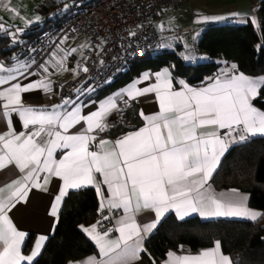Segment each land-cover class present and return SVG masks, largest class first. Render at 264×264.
Segmentation results:
<instances>
[{
	"label": "snow or ice",
	"instance_id": "6c2138e0",
	"mask_svg": "<svg viewBox=\"0 0 264 264\" xmlns=\"http://www.w3.org/2000/svg\"><path fill=\"white\" fill-rule=\"evenodd\" d=\"M0 29L8 31L2 23ZM21 31L17 28L8 35L15 40ZM60 51L59 57L54 54L51 67L68 71L67 60L78 50ZM39 67L41 73L51 75L49 63ZM231 68V72L220 73L211 84L199 89L183 80L178 81L179 88H174L171 73L165 69L154 74L151 85L139 88L137 81L117 96L92 101L95 109L65 99L49 110L25 106L22 94L35 90L49 93L53 90L51 82L41 78L22 85L20 76L28 79L37 73L28 65L0 64V86L8 85L0 88V121L5 124L0 132V172L5 176L15 174L14 179L0 184V264H31L39 253L40 245L29 256L22 253L25 233L17 230L9 213L26 201L33 189L46 191L53 177L62 182L51 208L53 217L58 218L70 189L86 186L95 188L99 211L108 210L104 221L111 222L113 212H119L111 229L100 230L102 221L83 229L98 246L101 257H92L86 264H136L140 254L147 251L145 239L169 211L179 220L192 214L256 220L260 214L248 208L247 196L235 189L231 194H216L208 186L231 142L264 136V111L252 104L264 90V78L248 77L235 65ZM77 69L88 71L79 63L72 71ZM149 79L152 77L148 74L142 77L144 81ZM149 93L155 94L159 111L145 115L141 110L143 127L115 142H97L99 133L107 130V116L121 111L119 101L127 106L130 100ZM84 107L89 108L86 113ZM13 114L25 131H16ZM77 125L82 129L70 132ZM57 151L61 152L60 159H56ZM144 210L154 213V218L142 224L137 216ZM113 231L118 235L110 238ZM168 257V264H232L221 252L219 242L200 255L169 253Z\"/></svg>",
	"mask_w": 264,
	"mask_h": 264
},
{
	"label": "trees",
	"instance_id": "16d2710c",
	"mask_svg": "<svg viewBox=\"0 0 264 264\" xmlns=\"http://www.w3.org/2000/svg\"><path fill=\"white\" fill-rule=\"evenodd\" d=\"M44 9L50 10L51 7L41 10ZM259 14V27L250 22L205 25L195 52L205 55L206 60L187 63L178 49L146 54L131 62L101 90L100 95L135 80L146 70L156 71L163 67H171L175 79H183L192 86L214 80L220 75L223 65L230 63L236 64L237 70L243 74L264 77V2ZM40 26L31 27L24 37L34 36ZM8 31L0 29V62L6 64L12 62L16 48V42L6 35ZM254 105L264 111V90L254 100ZM122 120L120 126L108 130L109 135L118 136L143 124L134 104L123 114ZM213 184L217 189L233 188L249 193L250 206L261 211L260 217L255 221L229 218L202 221L197 216L179 220L170 214L147 239V251L142 252V256L150 264H162L171 250L184 247L198 252L213 247L216 242L221 243L223 252L230 255L233 264H264V136L232 146L213 177ZM99 208L94 188L69 192L54 233L42 254L31 264H68L95 253L94 243L81 226L97 221ZM33 242L34 235H31L26 241L25 253L30 251Z\"/></svg>",
	"mask_w": 264,
	"mask_h": 264
},
{
	"label": "crops",
	"instance_id": "0c3cea01",
	"mask_svg": "<svg viewBox=\"0 0 264 264\" xmlns=\"http://www.w3.org/2000/svg\"><path fill=\"white\" fill-rule=\"evenodd\" d=\"M66 1L68 0H0V22L6 26L7 30H9L8 33L14 32L17 28L21 29L22 30L21 33L17 35L24 37L27 35L31 27L42 25L45 22H47L51 13L55 10L54 7L61 5V4L63 5ZM263 2L264 0H184L181 7L173 11H164L159 15L158 25L163 35V49H168V50L178 49L179 50L178 53L181 56H183L184 58L190 57L194 60V62H197L199 60H202V61L206 60L207 57L205 55L197 54L195 52L198 39L201 37L204 31L205 25H208L211 23L221 24V23H226V22L235 23V24H245V23L250 22L254 24L256 27H259L260 26L259 10ZM43 7H51V9L41 10ZM17 12L19 13V15H16ZM88 45L89 43L87 39L85 38H77L70 42L62 41L61 43H59L57 47L54 49V51L51 53V55L48 57V59L44 62V63L46 62L49 63V71L51 75H46V74L41 73L40 67H39L40 65L38 67H35L33 63L27 60L12 61L9 64L0 62V64H4L5 66H9V67L28 65L29 70H34L37 73V74L31 75L30 77H28V79H25L23 76H20L19 81L21 82L22 85L28 84L30 81H37L41 78H45L49 82H51L53 85V90L49 93H45L42 90H35L29 93L22 94V102L25 106H30V107L37 108V109H49L50 110L54 106L61 105L58 103L59 89L66 81L77 77L78 69L76 72H73L72 69L85 56V51L88 48ZM72 48H75L78 51L77 53L73 54L72 56L68 58L67 60L68 71H61V70L54 69L51 67L54 54L56 57H59L60 55H62V52L60 51L61 49L70 50ZM232 65L236 66V64L234 63L224 64L222 69L220 70L221 71L220 73L224 71L231 72ZM165 69H167L171 73L174 88H179L180 85L178 84V81L183 80V79H180V78L175 79L172 68L163 67L156 71L146 70L141 74V76H139L135 80L119 88H116L115 90H112L106 94H103V95H100V92L102 89L96 90L86 85L77 92L76 97L72 100V102H75L79 105H89L91 106V108L95 109L96 105L91 104L92 101H103L106 98L117 96L119 93L126 91L127 88L131 87L132 84L137 81L139 82L136 84V86L139 88H144L145 86L151 85L152 83H154V74L160 73L164 71ZM236 69H237V66H236ZM144 74L150 75L152 79H149L147 81L142 80V77ZM117 76L118 75H116L109 82V84L112 83L116 79ZM248 77H251V76H248ZM252 78H264V77H252ZM183 81L187 83L185 80ZM212 81L206 84H203V85H199V86H192L189 83L187 84L190 87L199 89V88H203L211 84ZM7 87H8L7 84L0 86V88H7ZM254 100L252 101L253 106H255ZM132 102L134 105L138 107L139 113L142 110L145 115H148V114H154L159 111L158 101L154 93H149L144 96L137 97V99ZM120 103L121 101H119V104ZM255 107L258 110L263 111L257 106ZM88 110H89L88 107L83 108V111L85 113ZM109 116L110 115H108L107 118ZM13 126L15 127L17 132L25 131L22 127V123L16 118L15 114H13ZM143 126H144V120H143V124L140 127H143ZM82 127H83L82 125H77L75 128L71 129L70 132L74 133L78 129H82ZM138 128L128 130L125 133L118 135V136H111L108 134V130H106L104 132L99 133V135L97 136V142L100 139H107V140L115 142L117 139L121 138L124 134L134 131ZM4 130H5V124L3 123V121H0V132ZM223 131L224 130H221V134H223ZM258 137H262V136L261 135L250 136L245 141L253 139V138H258ZM232 146L233 144L230 143L227 148V151L220 158V162L215 172L212 174L211 178L208 181V186H210L211 190L214 191L216 194H222V193L231 194L233 190V188L217 189L213 184V177L218 171L226 153ZM91 147L94 149L95 145ZM55 156H56V159H60L61 152L57 151ZM14 178H15V174L9 173L8 176H5L3 172H0V184L8 183ZM61 188H62V182L58 178L53 177L50 180L49 184L47 185L46 191L33 189L29 193L26 201H21L20 203H18L9 213V216L12 219L13 224L16 226L17 230L25 233V240L22 245V253L25 256H29L32 254L33 251L36 250L37 245H40L39 253L33 258L31 263H33L42 254L49 237L54 233V230L56 228V225L58 223V220H59L62 208H63L65 197L67 196L66 195L63 199L61 208L59 210L58 218L53 217L51 215V208L54 206L55 197ZM85 188H94V187L86 186L81 189H85ZM235 190H238V189H235ZM71 191H75V190L70 189L69 192ZM238 191L242 195L247 196L248 208L261 215L260 210L250 206L249 193L241 191V190H238ZM105 195H107V193H105ZM99 207H100V198H99ZM105 210L107 209L105 208ZM117 213L119 215V212ZM170 214L175 215L173 211H169L165 215V217H167ZM118 215H116L112 219V227L114 226L115 218ZM260 215L257 217V219L260 217ZM194 216L199 217L202 221H214V220H221V219H227V218L255 221V220H251L249 218H243V217L203 218V217H200L198 214H192V216L186 217L185 219H188ZM152 218H154V213L148 210L142 211L137 216L138 222L142 224L147 223L148 220ZM162 221L163 219L161 220V222ZM93 225H97V222L95 221L94 223L90 225H82L81 229L83 230L84 228H90ZM84 233L94 243L96 247V252L93 254L87 255L81 259L70 261L68 264H86V262L92 257H96V259H101L99 255L98 246L95 244V242L90 238V236L86 232ZM31 235H34V242H33V245L30 251L28 253H25L24 247H25L28 237ZM117 235L118 234L113 231L110 238H115ZM149 235L144 241L145 248L147 245V239ZM41 237H43L44 239L41 240ZM216 243L214 244L213 247L201 249L198 252H191L187 248H184V247H180L177 250H171L167 253L166 257L162 261V264H168V259H169L168 254L169 253H174L177 256H196V255L202 254L203 251L214 249ZM219 244L221 247L220 242ZM221 252L224 255L230 257V255L223 252L222 247H221ZM136 264H150V263L142 256V253H141L140 259L136 261ZM232 264H233V261H232Z\"/></svg>",
	"mask_w": 264,
	"mask_h": 264
},
{
	"label": "built area",
	"instance_id": "2783aa9c",
	"mask_svg": "<svg viewBox=\"0 0 264 264\" xmlns=\"http://www.w3.org/2000/svg\"><path fill=\"white\" fill-rule=\"evenodd\" d=\"M184 0H68L57 7L47 22L30 38L17 35L12 61L27 60L38 67L43 64L62 41L87 39L89 45L80 60L77 77L66 81L58 92V103L72 101L77 92L88 85L100 90L131 62L146 54L163 49V35L158 25L159 15L181 7ZM135 33V35H132ZM9 38L10 36L6 34ZM11 39V38H10ZM187 63L194 60L186 59ZM121 111H113L106 119L107 130L122 124L123 114L133 106L130 100ZM237 137L239 133L235 134ZM244 141H233L240 145ZM100 212L97 221L100 230L111 229L112 221H104ZM118 215L113 213V218ZM113 233V232H112ZM111 233V234H112Z\"/></svg>",
	"mask_w": 264,
	"mask_h": 264
}]
</instances>
